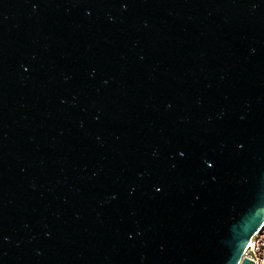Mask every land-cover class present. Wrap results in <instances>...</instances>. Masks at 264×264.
I'll return each instance as SVG.
<instances>
[{"label": "water", "instance_id": "1", "mask_svg": "<svg viewBox=\"0 0 264 264\" xmlns=\"http://www.w3.org/2000/svg\"><path fill=\"white\" fill-rule=\"evenodd\" d=\"M264 0H0V264H255Z\"/></svg>", "mask_w": 264, "mask_h": 264}, {"label": "built area", "instance_id": "2", "mask_svg": "<svg viewBox=\"0 0 264 264\" xmlns=\"http://www.w3.org/2000/svg\"><path fill=\"white\" fill-rule=\"evenodd\" d=\"M245 257L254 261L255 264H264V225L251 240L244 253Z\"/></svg>", "mask_w": 264, "mask_h": 264}]
</instances>
